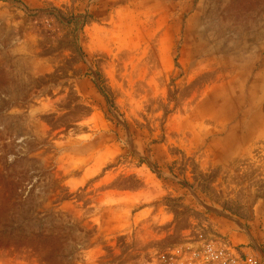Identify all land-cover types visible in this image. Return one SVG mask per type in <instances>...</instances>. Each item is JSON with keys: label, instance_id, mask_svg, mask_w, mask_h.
Masks as SVG:
<instances>
[{"label": "rangeland", "instance_id": "374dc122", "mask_svg": "<svg viewBox=\"0 0 264 264\" xmlns=\"http://www.w3.org/2000/svg\"><path fill=\"white\" fill-rule=\"evenodd\" d=\"M232 227L264 264V0H0V264Z\"/></svg>", "mask_w": 264, "mask_h": 264}, {"label": "built area", "instance_id": "2783aa9c", "mask_svg": "<svg viewBox=\"0 0 264 264\" xmlns=\"http://www.w3.org/2000/svg\"><path fill=\"white\" fill-rule=\"evenodd\" d=\"M162 264H263L252 244L236 245L216 233L190 236L160 254Z\"/></svg>", "mask_w": 264, "mask_h": 264}, {"label": "crops", "instance_id": "0c3cea01", "mask_svg": "<svg viewBox=\"0 0 264 264\" xmlns=\"http://www.w3.org/2000/svg\"><path fill=\"white\" fill-rule=\"evenodd\" d=\"M228 235L227 240L233 244L241 245V244H249L248 242L251 240L247 234L243 232H236L234 227L227 229Z\"/></svg>", "mask_w": 264, "mask_h": 264}]
</instances>
